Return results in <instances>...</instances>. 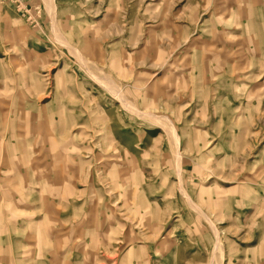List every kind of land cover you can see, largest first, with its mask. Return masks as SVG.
I'll return each mask as SVG.
<instances>
[{
    "label": "rangeland",
    "instance_id": "rangeland-1",
    "mask_svg": "<svg viewBox=\"0 0 264 264\" xmlns=\"http://www.w3.org/2000/svg\"><path fill=\"white\" fill-rule=\"evenodd\" d=\"M0 264H264V0H0Z\"/></svg>",
    "mask_w": 264,
    "mask_h": 264
},
{
    "label": "bare ground",
    "instance_id": "bare-ground-1",
    "mask_svg": "<svg viewBox=\"0 0 264 264\" xmlns=\"http://www.w3.org/2000/svg\"><path fill=\"white\" fill-rule=\"evenodd\" d=\"M178 157V156H177ZM178 158H180V157H178Z\"/></svg>",
    "mask_w": 264,
    "mask_h": 264
}]
</instances>
